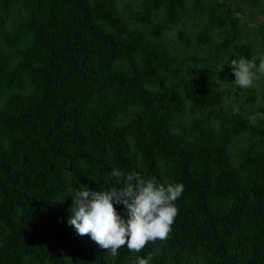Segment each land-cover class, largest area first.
Here are the masks:
<instances>
[{
	"label": "trees",
	"instance_id": "1",
	"mask_svg": "<svg viewBox=\"0 0 264 264\" xmlns=\"http://www.w3.org/2000/svg\"><path fill=\"white\" fill-rule=\"evenodd\" d=\"M181 3L149 0L123 17L110 0H0V264H135L149 253L151 264H264V152L240 173L226 151L234 133L262 129L220 106L227 90L198 79L183 87L199 117L170 122L180 94L149 86L180 71L175 47L188 40L180 31L153 43L161 28L149 9L175 20ZM236 32L230 24L214 48L229 64L252 56ZM113 168L184 185L168 240L110 257L77 234L67 189H109Z\"/></svg>",
	"mask_w": 264,
	"mask_h": 264
},
{
	"label": "rangeland",
	"instance_id": "2",
	"mask_svg": "<svg viewBox=\"0 0 264 264\" xmlns=\"http://www.w3.org/2000/svg\"><path fill=\"white\" fill-rule=\"evenodd\" d=\"M110 1L124 17L128 12H137L146 7L149 0ZM181 2L183 10L180 17L175 20L168 19L167 9L164 6L149 9L151 24L161 28L157 36L152 39L153 43L156 40L164 42L174 38L180 31L188 37L187 41L175 47L178 49L181 61L177 63L180 71L163 72L158 82L149 86L160 91L173 89L180 94L181 104L178 111L172 114L170 122L182 124L191 122L200 114L185 98L183 87L185 82H196L198 79L207 90L216 88L227 90L220 106L229 113L238 112L240 118L247 124L261 128L263 132L261 135L246 129L230 137L226 148L229 163L240 171L241 167H245L243 161L247 155H252L256 149L264 152V75L254 81L251 88H239L234 81L232 66L226 62L224 56L220 57L214 48L218 44L219 46L225 44L226 30L230 24H234V27H237L235 40L249 45L252 50L250 59L256 58V63L259 64V58L264 56V45L260 35L264 28V0H181ZM179 9L177 5L173 12ZM217 11L225 22L222 25H219L214 17ZM146 38L152 36L146 35ZM171 66L173 68L175 65ZM214 107L217 109V106ZM218 121V118L210 116L214 132L219 130ZM172 130L179 129L172 125ZM260 138L261 145L255 146L254 142L259 141Z\"/></svg>",
	"mask_w": 264,
	"mask_h": 264
},
{
	"label": "clouds",
	"instance_id": "3",
	"mask_svg": "<svg viewBox=\"0 0 264 264\" xmlns=\"http://www.w3.org/2000/svg\"><path fill=\"white\" fill-rule=\"evenodd\" d=\"M230 65L235 84L242 89L251 88L264 75V56L259 64L256 58H241L232 59ZM110 175L116 185L106 190L67 189L72 198L69 223L77 234L89 235L110 257H116L123 246L140 253L149 242L168 240L178 215L175 202L184 185L160 182L155 177L145 179L135 171L126 174L118 168H113ZM114 204L124 206L126 219ZM152 259L153 253L146 258L137 256L135 264H151Z\"/></svg>",
	"mask_w": 264,
	"mask_h": 264
}]
</instances>
